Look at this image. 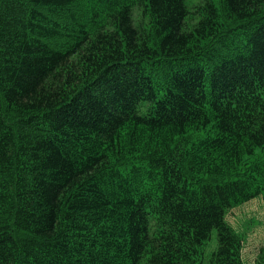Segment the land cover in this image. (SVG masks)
Here are the masks:
<instances>
[{"label":"trees","instance_id":"1","mask_svg":"<svg viewBox=\"0 0 264 264\" xmlns=\"http://www.w3.org/2000/svg\"><path fill=\"white\" fill-rule=\"evenodd\" d=\"M258 197L264 0H0V264H245Z\"/></svg>","mask_w":264,"mask_h":264},{"label":"rangeland","instance_id":"2","mask_svg":"<svg viewBox=\"0 0 264 264\" xmlns=\"http://www.w3.org/2000/svg\"><path fill=\"white\" fill-rule=\"evenodd\" d=\"M227 222L244 240L242 259L245 264H264V208L260 197L232 210ZM214 238V233L212 235ZM213 241V240H212ZM213 245L207 247L209 253Z\"/></svg>","mask_w":264,"mask_h":264}]
</instances>
